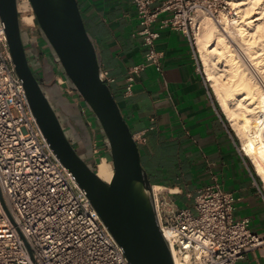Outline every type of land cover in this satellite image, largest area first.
Here are the masks:
<instances>
[{
    "label": "built area",
    "instance_id": "obj_1",
    "mask_svg": "<svg viewBox=\"0 0 264 264\" xmlns=\"http://www.w3.org/2000/svg\"><path fill=\"white\" fill-rule=\"evenodd\" d=\"M155 1L160 2L156 7ZM134 3L143 26L139 35L146 45L153 46L159 36L151 30L159 16L171 13L169 19L161 22V28L181 30L188 37L205 77L196 52L200 25L195 20L197 16L218 19L220 2L135 0ZM161 57L152 48L147 62L159 69ZM146 67L129 70L126 95L132 94L136 76ZM55 73L62 96L81 106L92 130L94 153H98L93 122L82 98L67 85L58 66ZM101 77L108 85L114 82L107 71L102 70ZM14 111L19 113L18 117ZM134 139L138 142L142 135H134ZM213 180L195 197L196 214L165 197L164 188L152 186L158 223L174 264H238L249 251L264 247V236L250 229L249 220H234L233 195L216 177ZM0 190L6 206L5 209L0 200V264H130L87 192L79 187L43 136L16 72L1 18Z\"/></svg>",
    "mask_w": 264,
    "mask_h": 264
},
{
    "label": "crops",
    "instance_id": "obj_2",
    "mask_svg": "<svg viewBox=\"0 0 264 264\" xmlns=\"http://www.w3.org/2000/svg\"><path fill=\"white\" fill-rule=\"evenodd\" d=\"M134 1L77 3L102 70L114 79L109 86L121 114L132 134L142 135L137 144L151 185L164 188L165 197L196 214L195 197L216 177L234 197V220H249L250 229L264 236V184L218 107L188 37L181 30L161 28L172 16L164 13L151 27L158 38L153 46L146 45ZM152 48L162 55L159 69L147 62ZM143 65L147 67L136 76L132 94L126 95L127 73ZM89 118L105 147L100 155L109 160L99 125L91 113ZM75 146L85 151L83 143ZM238 264H264V247L249 251Z\"/></svg>",
    "mask_w": 264,
    "mask_h": 264
},
{
    "label": "water",
    "instance_id": "obj_3",
    "mask_svg": "<svg viewBox=\"0 0 264 264\" xmlns=\"http://www.w3.org/2000/svg\"><path fill=\"white\" fill-rule=\"evenodd\" d=\"M19 0H0V18L15 69L35 120L50 148L75 178L130 264H174L158 223L152 185L142 166L137 142L124 120L102 67L77 0H29L40 38L67 85L76 91L96 120L111 157L113 178L104 182L96 172L93 134L81 106L61 98L55 71L34 42L31 50L42 66V80L33 73L26 54ZM36 40V39H34ZM52 83V86H46ZM53 89L60 100H55ZM85 128H84V127ZM74 143H83L80 155ZM0 200L6 209L0 190Z\"/></svg>",
    "mask_w": 264,
    "mask_h": 264
},
{
    "label": "bare ground",
    "instance_id": "obj_4",
    "mask_svg": "<svg viewBox=\"0 0 264 264\" xmlns=\"http://www.w3.org/2000/svg\"><path fill=\"white\" fill-rule=\"evenodd\" d=\"M227 2L235 14L221 13V19L199 30L197 53L221 111L264 184V0ZM20 20L30 26L34 15ZM195 23L201 28L197 17ZM229 38L240 46L234 47ZM96 172L110 183L112 163L101 157Z\"/></svg>",
    "mask_w": 264,
    "mask_h": 264
},
{
    "label": "rangeland",
    "instance_id": "obj_5",
    "mask_svg": "<svg viewBox=\"0 0 264 264\" xmlns=\"http://www.w3.org/2000/svg\"><path fill=\"white\" fill-rule=\"evenodd\" d=\"M219 2H220V6H218V10H219V18L218 19H221V17H222V14L221 13H224V14H227L229 17H231L233 14H235V11H233V10H231L230 9V7H229V5H228V2H227V0H218ZM27 2V3H26ZM19 3H20V9H21V13H20V18L24 15V14H27V15H34V12H33V10H32V6H31V4H30V2H29V0H19ZM24 3V4H23ZM29 3V4H28ZM29 5V6H28ZM24 6V7H23ZM23 10H27V12H23ZM197 20H199V23L201 22V28H200V31H202L203 30V28H204V26L206 25V24H212L213 22V18H210V17H207V18H201L200 16H197ZM34 21H35V16H34V20H33V23H32V25H30V26H27V25H25V24H23L22 22H21V24L23 25L22 26V29L23 30H26L27 29V27H29V28H31V27H33V25H34ZM229 40H230V42L233 44V46L234 47H237V45L238 46H240L239 45V43L236 41V40H234V41H232L230 38H229ZM237 40H238V37H237ZM45 44V43H44ZM46 46V45H45ZM197 49V48H196ZM46 56L48 57V59H50V60H48V63L50 64V65H52V68L54 69V71H57V64L55 63V61H54V59H53V57L51 56V53H50V51L48 50V48H47V46H46ZM196 52H197V50H196ZM32 56H33V54H32ZM34 57V56H33ZM198 58H199V56H198ZM35 59V58H34ZM36 60V59H35ZM199 61H200V59H199ZM201 63V62H200ZM202 66V65H201ZM60 74H62L61 72H60ZM55 77H56V73H55ZM206 77V76H205ZM260 77H261V80H260V82H261V84L263 85V87H264V82L262 83V80H264V78H263V76L262 75H260ZM54 81H55V79H54ZM212 90V89H211ZM61 92V91H60ZM214 95V94H213ZM216 99V98H215ZM82 103L84 104V102H83V100H82ZM218 107H219V105H218ZM220 108V107H219ZM14 113V116H16V117H18L19 116V113L17 112V111H14L13 112ZM229 126H230V124H229ZM84 127V126H83ZM85 128V127H84ZM231 128V127H230ZM102 130V129H101ZM231 131L234 133V131L232 130V128H231ZM234 135H235V133H234ZM236 137V136H235ZM237 138V137H236ZM98 140V139H97ZM237 141L240 143V141L237 139ZM94 147V146H93ZM241 147H242V145H241ZM103 149H105V147L103 146V145H99L98 144V147H97V151H98V153H94V156H95V159H96V161H98L99 159H100V157H101V155H102V150ZM243 149V148H242ZM106 150H107V148H106ZM78 152H79V154L80 155H82L85 151H83L82 149L81 150H78ZM245 153V152H244ZM101 154V155H100ZM246 154V153H245ZM247 155V154H246ZM248 157V156H247ZM249 158V157H248ZM250 160V159H249ZM110 163H111V157H109V160H108ZM250 163L252 164V162H251V160H250ZM96 165H97V163H95V167H96ZM253 165V164H252ZM254 167V166H253Z\"/></svg>",
    "mask_w": 264,
    "mask_h": 264
},
{
    "label": "flooded vegetation",
    "instance_id": "obj_6",
    "mask_svg": "<svg viewBox=\"0 0 264 264\" xmlns=\"http://www.w3.org/2000/svg\"><path fill=\"white\" fill-rule=\"evenodd\" d=\"M18 7H19V16L21 13V9H20V4L18 2ZM21 21V20H20ZM22 38H23V42H24V46H25V50H26V54L29 60V64L33 70L34 75L36 76V78L41 81L42 80V76L40 75V73L42 72V64L40 61H37L34 59V57L32 56V50H31V44L34 42L35 47L39 50V51H43L45 53V49L46 46L43 42V40L40 38V32H39V26L38 23L35 19L34 21V25L33 27L29 28L27 27L26 30L22 29ZM36 39V40H34ZM56 83V82H55ZM53 84L50 83L48 86H52ZM58 91H56L55 89H53V96L56 98L55 100H60L63 96L58 97ZM64 98V97H63ZM77 152H78V148L77 146L74 147ZM79 153V152H78Z\"/></svg>",
    "mask_w": 264,
    "mask_h": 264
}]
</instances>
